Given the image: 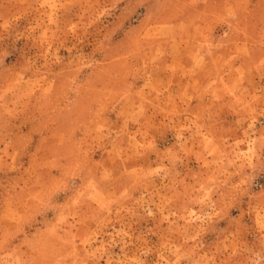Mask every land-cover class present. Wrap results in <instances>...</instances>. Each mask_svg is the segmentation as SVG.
<instances>
[{
    "label": "rangeland",
    "instance_id": "1",
    "mask_svg": "<svg viewBox=\"0 0 264 264\" xmlns=\"http://www.w3.org/2000/svg\"><path fill=\"white\" fill-rule=\"evenodd\" d=\"M177 6L0 0V264H264V42Z\"/></svg>",
    "mask_w": 264,
    "mask_h": 264
},
{
    "label": "crops",
    "instance_id": "2",
    "mask_svg": "<svg viewBox=\"0 0 264 264\" xmlns=\"http://www.w3.org/2000/svg\"><path fill=\"white\" fill-rule=\"evenodd\" d=\"M178 3L180 6H177V8L179 7L184 12L186 18L181 20L179 18L180 14L175 12V20H170L169 23L178 25L180 22H184V24H190L191 26H219L234 23L246 26V31L234 37L235 39L245 42H255L256 39H260V41L264 42V28L259 31V37L256 36V31H254L255 26H264V0H178ZM203 34L205 35L203 36ZM200 35V37L191 36L187 37V39L209 40L213 37V32H200ZM251 50L253 49L251 48ZM248 51L250 52V46ZM254 78V71L249 72L248 85L250 87H254ZM258 81L264 87V79H259Z\"/></svg>",
    "mask_w": 264,
    "mask_h": 264
}]
</instances>
